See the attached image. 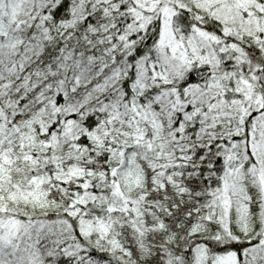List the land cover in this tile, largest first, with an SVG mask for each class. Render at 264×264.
I'll return each instance as SVG.
<instances>
[{
  "label": "snow or ice",
  "instance_id": "1",
  "mask_svg": "<svg viewBox=\"0 0 264 264\" xmlns=\"http://www.w3.org/2000/svg\"><path fill=\"white\" fill-rule=\"evenodd\" d=\"M0 264H264V0H0Z\"/></svg>",
  "mask_w": 264,
  "mask_h": 264
}]
</instances>
